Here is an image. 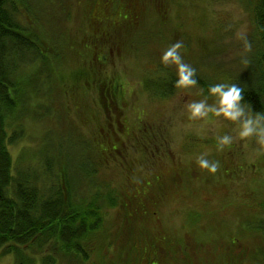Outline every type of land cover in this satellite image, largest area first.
<instances>
[{
  "label": "trees",
  "instance_id": "trees-1",
  "mask_svg": "<svg viewBox=\"0 0 264 264\" xmlns=\"http://www.w3.org/2000/svg\"><path fill=\"white\" fill-rule=\"evenodd\" d=\"M59 1L52 3L54 23L50 26L48 17L38 14L27 0H0V251L7 255L14 253V264H35L40 260L42 264H111L109 253L118 244L112 245L106 235H101L107 213L104 207L119 205L124 219L122 236L130 232L134 250L154 256L152 262L157 264L158 252L171 250L176 254L178 249H184V258L170 264H185V258L192 261L190 252L203 250L206 243L198 241L197 235L190 231L182 240H173L159 218L150 215L157 213V205L173 193L175 186L178 189L182 176L178 167L173 171L164 169L165 173L161 169L140 182H129L124 195L117 196L115 187L102 180L104 161L108 162L120 151L119 141L125 138L131 142L130 127L120 121L122 126L120 123L118 126L123 135L116 128L102 132L105 129L102 127L94 136L96 139L84 137L78 126L76 129L66 121V115L70 117L71 113L61 104L66 95L72 107L81 106L78 95L83 98L84 82L87 85L92 79L99 81L104 103L114 100V93L120 92L122 84L118 77L101 74L96 67L107 64L116 47L121 50L131 46L137 36L132 34L142 28L140 22L151 16L150 9L159 11L158 3L163 0H83L80 11L87 23L83 35L82 29H66L71 12H68V0H62L61 4ZM247 1L252 28L245 70L227 73L216 68L210 77L193 72L190 79L194 78L196 85L213 96L209 89L221 83L219 75L230 74L227 84L242 89L238 104L263 115L264 0ZM144 35L141 32L138 37L145 38ZM73 54L85 62L84 70L80 66L65 70L63 64ZM17 55L24 57L14 62L12 56ZM33 64L36 65L32 74L21 77L25 67ZM60 66L65 74L60 73ZM151 70L154 76L158 75L151 78L152 90L156 88L158 94L166 95L178 88L180 77L172 68L158 64ZM42 78L43 86L37 82ZM64 79L68 81L64 86L69 88L68 93L63 90ZM26 86L31 95L24 101ZM39 91L46 93V97ZM36 94L39 105L32 107L30 102ZM55 95L57 102L51 98ZM107 105L112 108L111 104ZM41 114L51 118L47 119V145L40 150L39 164L15 167L9 145L24 138L25 125L32 131L34 121ZM86 186L94 189L90 197H81L80 192ZM249 225L256 230V222ZM257 229L264 233V220L257 224ZM239 239L220 238L222 247L227 243L228 249L223 254L216 252L221 264H245L243 253L238 249ZM220 242L215 245L219 249ZM126 245L130 247L129 243ZM32 250L43 256L40 259L34 254L27 256L26 251L32 253ZM230 252L233 256L228 258ZM211 259L210 264L213 260L217 262V257ZM146 263L143 260L130 264Z\"/></svg>",
  "mask_w": 264,
  "mask_h": 264
},
{
  "label": "rangeland",
  "instance_id": "rangeland-1",
  "mask_svg": "<svg viewBox=\"0 0 264 264\" xmlns=\"http://www.w3.org/2000/svg\"><path fill=\"white\" fill-rule=\"evenodd\" d=\"M53 1L57 2L27 0L34 5L38 14L48 17L46 19L50 26L54 23ZM82 1L68 0L71 18L69 20L68 17L66 27L67 30L82 29L81 35L85 33L87 24L80 11ZM158 5L160 12L156 8L150 9L151 16L140 22V31L145 33V38L138 37L140 31L132 34L137 36L131 46L126 49L121 47V50L116 47L107 64L96 67L101 74L118 77L123 85H120V92L115 91L114 100H106L104 103L99 92V81L96 82V79H92L87 85L84 82L83 98L78 95L81 106L72 107L66 95L62 97L61 104L71 113L70 117L66 115V121L76 129L78 126L84 137L93 139H96L94 136L102 127H105L102 132L116 128L120 135H123V131L121 132L118 123L122 126L121 122H124L130 127L128 134L131 142L125 138L122 142L119 141L120 151L108 162L104 161V177H100L115 187L114 193L117 196L121 193L124 195L129 182H140L145 176L153 175L161 169L165 173L164 169L173 171L178 167V171L182 173L178 189L175 186L173 193L157 205V213L150 215L159 218L171 239L182 240L190 231L197 235L198 241L206 243L203 250L190 252L192 261L185 258L183 263L210 264L211 258L217 257V262L213 260L212 264H221L216 252H226L227 243L222 247L220 238L226 237L229 240L238 237L241 238L238 240V249L243 253L242 260H245V264H264V233L257 229V224L264 220V147L258 143L255 135L244 138L237 135L238 123L247 118L248 112L254 113L238 104L243 113L235 122L225 118L223 114L214 116L209 113L210 119L202 116L191 118L188 104L206 98L205 104L209 106L217 98L207 95L196 84L178 87L166 95L158 94L156 88L152 90L151 84V78L158 76L156 73L153 75L151 68L158 64L172 68L179 75V66L175 62L164 63L161 59L164 51L178 41L182 45L178 49L180 63L195 69L194 72L200 75L210 77L216 68L227 73L231 70L243 72L247 66V44L252 28L248 1L163 0ZM24 55L12 56V60L19 62ZM81 59L80 56L70 55L63 64L65 70L72 71L79 66L84 70L86 65ZM35 65L25 67L24 75L20 73L21 77L28 76ZM61 70L60 73L65 74V70ZM228 75L230 74L219 75L221 83L229 82ZM37 82L43 86V78ZM67 84L68 81L64 79L63 90L68 93L69 88H65ZM23 91L26 101L31 91L28 86ZM39 92L43 98L46 97V93ZM36 97L39 95L36 94L30 102L32 107L39 105ZM51 98L53 102L59 101L56 95ZM107 104H111L112 108H108ZM50 118L41 114L34 121L32 131L25 125L24 138L9 145L15 167L39 164L40 150L47 145L45 136L47 119L49 121ZM261 123L264 124V114L261 115ZM16 126L17 123L14 124ZM225 134L231 137V142L218 148L217 137ZM200 156L208 159L209 163L218 161L217 171L210 173L207 169L200 168L197 163V157ZM93 189L92 186L84 187L80 196L90 197L89 193ZM119 209V205L104 207V213H107L101 235H106L112 245L118 244L116 248L111 247L110 263L130 264L131 261L146 260V264H154V256L133 249L134 240L132 241L130 232L122 236L124 219ZM253 222H256V230L252 229L253 225H249ZM169 242L167 239L166 244ZM219 242L221 249L215 246ZM182 251L184 249H178L176 254L171 250L158 252L157 264L176 262L183 257ZM26 252L29 257L34 254L33 250L32 253ZM34 255L40 259L43 253L37 252ZM232 256L231 252L228 253V258ZM14 262V253L7 255L0 251V264ZM35 264H42V261Z\"/></svg>",
  "mask_w": 264,
  "mask_h": 264
},
{
  "label": "clouds",
  "instance_id": "clouds-1",
  "mask_svg": "<svg viewBox=\"0 0 264 264\" xmlns=\"http://www.w3.org/2000/svg\"><path fill=\"white\" fill-rule=\"evenodd\" d=\"M181 42H176L168 47L161 59L164 63L169 61L175 62L179 66V77L177 82L178 87H185L188 85L196 84V80L190 79L193 76L195 69L188 68L187 65L181 64V55L178 49H181ZM209 93L215 96L216 102L212 105L206 106L205 99L200 100V102H192L188 104L190 109V117H206L210 119L209 113L214 116H219L223 114L225 118L230 119L235 122L237 117L241 116L243 109L238 106V103L242 99V89L237 87L235 84L228 85L225 83H218L210 87ZM237 135L241 138L249 137L255 135L258 143L264 147V124L261 123V114L259 112L252 114L248 112L247 118L243 119L242 122L238 123ZM231 137L227 134L217 137V146L222 148L225 145L230 144ZM197 163L200 168L207 169L210 173H215L219 167V162L215 161L209 163L208 159L202 156L197 157Z\"/></svg>",
  "mask_w": 264,
  "mask_h": 264
}]
</instances>
